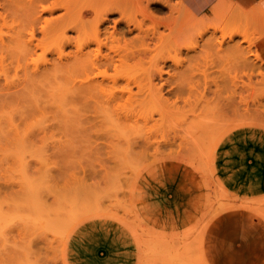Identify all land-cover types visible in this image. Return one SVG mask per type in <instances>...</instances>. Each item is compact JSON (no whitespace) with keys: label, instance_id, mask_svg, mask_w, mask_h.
<instances>
[{"label":"rangeland","instance_id":"obj_1","mask_svg":"<svg viewBox=\"0 0 264 264\" xmlns=\"http://www.w3.org/2000/svg\"><path fill=\"white\" fill-rule=\"evenodd\" d=\"M17 1L0 0V264H105L90 246L83 249V234L92 246L121 234L131 245L124 264H216L210 240L223 221L246 216L264 231V57L257 47L261 16L233 13L225 26L215 25L235 34L226 38L224 55L217 52L221 31H209L194 52L173 53L158 40L157 52L182 62L171 72L177 93H167L168 84L163 96L139 92L147 82L138 80L130 83L131 96L121 95L128 90L125 78L139 77L154 52L144 64L131 60L106 73L91 71L104 81V92L94 90L73 104L69 94H49L46 87L37 91L27 83L20 51L29 29ZM163 1L142 0L162 22L161 36L168 35L179 0ZM105 5L106 0H48L45 7L54 13L44 16L58 17L59 25L78 26L80 32L69 35L81 44L94 36ZM189 19L200 22L191 15ZM239 31L249 32L255 41L246 64L237 60L236 50L241 46L247 51L250 43ZM38 38L45 53L52 52L59 33H38ZM97 45L85 50L95 52ZM109 46L143 48L140 42ZM25 88L37 92L27 97ZM111 96L119 100L109 105ZM73 105L85 117L79 128L67 123ZM216 121H227L219 129L227 132L223 142H215L219 131L198 133L197 128ZM140 133L150 138L135 142ZM125 134L135 141L128 142Z\"/></svg>","mask_w":264,"mask_h":264},{"label":"bare ground","instance_id":"obj_2","mask_svg":"<svg viewBox=\"0 0 264 264\" xmlns=\"http://www.w3.org/2000/svg\"><path fill=\"white\" fill-rule=\"evenodd\" d=\"M46 1H48V0H19V1H17L18 5H20V10L23 12V14L26 13V20L28 21V29H29L28 34L24 35L22 37V43H21L22 48L20 51V57H21V61L23 62V66H24L23 70H24L25 75L27 76V78H26L27 83H29V84L31 83L30 85H32V86H30L31 88L34 87V89L35 90L37 89V91H38L40 88L46 87L47 93H49V94H53V92H58L59 95L63 94L65 96L66 95L68 96V94H69L70 96L68 99H69V101L72 100L73 104H76L78 99L86 98V96H88L90 94V92H92L94 90H100V91L104 92V88H103L104 81L100 82L97 79V75L92 77L91 71H93V70L95 71L96 69H103V72L106 73L110 68L117 69L121 65H123V64H125L131 60H134V61H137V62L144 64L145 60L148 59L149 55L151 53H154V52H156V53L153 55V60L150 61L149 66H147V67L142 66V68L140 69V70H142V72L140 73L139 77L127 76V78H125V80L127 81L128 90L125 92H122L121 95L124 96V94H126V95L131 96L132 95V88L130 87V83L131 82L136 83L138 80H143V81H146L147 84H146L145 88H142V86H140L139 92H148V94L153 95V96H155V94L163 96L162 92L165 89V86L167 84L172 86L171 81L174 78V74H172L171 72L174 69H178V67L181 66L182 62L175 61L173 55L163 56L159 52H157V51H161L159 46L156 47V45H157L156 43L158 42V40H162L163 42L168 43L170 50L173 51V53H179L183 50H186L188 52H194V51H197V49L200 46L199 44H200L201 39L209 31H211V30H214L215 32L221 31V39L222 40L217 41V43L219 44L217 46L218 47L217 52L224 55L227 53V49L223 48V44H224L226 38L227 39L228 38L233 39L235 36V34H233V33H230L227 35V33L224 32V30L221 27L210 26V27H207L206 29H204L203 31H201L197 36H195L192 40H190L186 45L181 46L178 43L175 36H173L171 33L172 29L174 28L173 26H174L175 17H174L173 21L169 24L168 35H162L161 36L160 35V27L162 26V24H161L162 22L153 16L152 11H150V9H149L150 8L149 5H147V6L142 5V0H106L105 11H104L101 19L96 23V26L94 27V32H95L94 36L91 39H89L86 43L83 42L81 44H77L75 38L71 34L69 35V31L80 32L78 30V26H75V27L67 26L66 27L64 25H59L60 21H59L58 17H55V18L45 17L44 13L47 11L51 15H53V13H54L53 9H49V8L45 7ZM157 1L164 2L163 0H157ZM4 2H5V4H7V3L11 2V0H4ZM177 12H178V8L176 9V13ZM114 14H118L119 17L118 18H111V16ZM239 14L246 15L247 16L246 18H251V19L253 17L261 16V13L258 11L252 12V13H250V12H248V13H235L234 16L239 17L238 16ZM228 20H230V19H228ZM110 23H112V24H110ZM228 23H229V21H228ZM225 24H227V23H225ZM225 24H224V26H225ZM51 25H53V26H51ZM106 25H108V26H106ZM224 26H222V27H224ZM55 32L59 33V38H58L56 47L52 52L47 51L45 53V47L43 45V42L41 40H39L38 33L43 34V35H48V34L55 33ZM239 33L243 35L245 41H248L250 43V45L248 46L249 50H247V51H243L241 46L240 47L238 46V48L236 47L237 48V50H236L237 60L239 62H242V64H246L248 62L249 56L252 55L251 46L255 44V41L253 39H251L252 37H250L248 35L249 32L246 33V32H240L239 31L238 35H239ZM135 42H140L143 48L136 50V51H135V49H125V50L116 49L115 50L114 48L109 46L110 43H119V44L123 43L125 45H129V46L132 45L133 46V44ZM91 44H98L95 52H93V50H91V49L85 50V47H87V45H91ZM151 45H153V47H156V48L151 47ZM104 48L108 49L109 51H104ZM40 49L42 50V53L38 54ZM8 52L11 53V51H8ZM48 53H51L50 58L47 56ZM55 53H56L57 57H53L52 54H55ZM257 56L259 57V55H257ZM157 57H160V58H157ZM168 60L171 61L173 64L168 65V63H167ZM194 67L196 68V66H194ZM67 73H69V80H68V76L65 75ZM165 74L168 75V77H165ZM260 74L263 75L262 73H260ZM63 76L66 77V79H67L66 82L69 81L68 83L63 82V81H65V79H62V78H65ZM114 83H117V82H114ZM31 88H30V90H29V88H27L28 89L27 94L25 92L26 96L29 94H32L31 93L32 91L37 92ZM178 91H180V88L176 85V86H172L171 89L167 90V93H171V92L177 93ZM25 94H22L23 97L25 96ZM31 96H34V93ZM110 99H111V101L109 102V105H111V103L113 101L117 102L119 100V98L116 96H111ZM69 112H70V114L71 113L72 114L69 115L70 117L67 120V123L69 121L68 125L70 123L73 125L74 122L76 123V125L79 123L77 126L74 123V127L79 128L81 123L82 124L84 123L83 120H85V117L81 116L82 115L81 112H83V110L79 106L73 105V108ZM89 118L90 117L87 116V119H89ZM94 119H97L96 115L94 116ZM135 122L137 123V121H135ZM256 123H255V125H256ZM71 124H70V126H71ZM185 124L186 123L183 124V127H185ZM224 124H227V121H224V122L216 121V122H213L212 124H210V123L206 124V125L202 126L200 129L197 128V130H198V133H200V134H202V133H205V134H212L213 133V134H215L216 132L219 131L220 128L223 129ZM241 125H243V124L237 125L238 128ZM186 126H187V124H186ZM237 126H235V127H237ZM245 126H247V125H245ZM241 127L243 128L244 125ZM187 129H188V127H187ZM188 130L191 131V128ZM225 130H226V128L224 129V131ZM194 133L192 132V134H194ZM225 133L227 134V132H225ZM225 133L224 132L222 133V130L219 131L218 135L216 134L217 137H215V142L216 141L220 142V141L224 140L225 135H226ZM107 134H110V133H107ZM125 135H126L125 137H127V139H128V142H132V143L135 140H136L135 142L145 143L150 138L149 133H140L137 136H135L136 137V138H134L135 140L132 139L133 138L132 136L130 137V134H125ZM192 136H194V135H192ZM226 137H227V135H226ZM211 138L208 137L209 140H211ZM126 143H127V140H126ZM177 183H178V181H177ZM222 187H224V186H222ZM154 188H155V186H154ZM224 189H226V188H224ZM179 198H180V196H179ZM158 205H160V204H158ZM162 208H163V206H162ZM41 211L42 210H40L39 212H41ZM44 212L45 213L47 212L46 209L44 210ZM153 214H155V213H153ZM168 215H169V213H168ZM161 219H163V218H161ZM45 222H46V220H45ZM50 222L52 223V221H50ZM138 224L140 225L139 222H138ZM136 229H137V227H136ZM144 231H145V229H144ZM147 232H149V231H147ZM152 235H153V233H152ZM155 235H153V236H155ZM78 236H79V234H78ZM182 236H184V235H182ZM156 237H158V235H156ZM178 237L180 238V236H178ZM141 239H143V238H141ZM159 239H161V238H159ZM166 239H168V238H166ZM157 240H158V238H157ZM178 240H180V239H178ZM162 242L164 243V241H162ZM167 242L169 243V239ZM163 243L161 245H163ZM172 244H173V242H172ZM160 249H161V247H160ZM79 251H81V250H79ZM106 252H107V250H106ZM90 253H92V252H90ZM87 263H88V261H87Z\"/></svg>","mask_w":264,"mask_h":264},{"label":"crops","instance_id":"obj_3","mask_svg":"<svg viewBox=\"0 0 264 264\" xmlns=\"http://www.w3.org/2000/svg\"><path fill=\"white\" fill-rule=\"evenodd\" d=\"M176 4L178 12L171 33L181 46L207 27L227 23L233 13L260 12L258 30L262 38L257 47L264 57V0H179ZM189 14L200 22L196 24L191 21ZM260 190L252 189L251 192ZM87 232V235L93 234ZM121 236L119 234L111 242L101 241L92 246L91 240H84L86 237L83 234L80 241L84 249L90 246L103 262L106 261L105 264H124L125 258L130 257L131 245ZM210 249L216 264H261L264 261V231L257 221L246 216L227 219L214 230Z\"/></svg>","mask_w":264,"mask_h":264}]
</instances>
